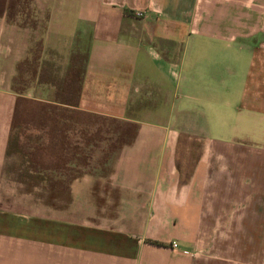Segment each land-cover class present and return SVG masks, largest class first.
Instances as JSON below:
<instances>
[{"label":"crops","instance_id":"0c3cea01","mask_svg":"<svg viewBox=\"0 0 264 264\" xmlns=\"http://www.w3.org/2000/svg\"><path fill=\"white\" fill-rule=\"evenodd\" d=\"M0 264H264V0H0Z\"/></svg>","mask_w":264,"mask_h":264},{"label":"rangeland","instance_id":"374dc122","mask_svg":"<svg viewBox=\"0 0 264 264\" xmlns=\"http://www.w3.org/2000/svg\"><path fill=\"white\" fill-rule=\"evenodd\" d=\"M21 11H24L25 13H22L21 14V16H22V19H26V20H28V14H29V10H28V8L27 7H25L24 5H22L21 6ZM20 11V12H21ZM33 52V51H32ZM32 54V53H31ZM30 105H27V104H25V105H22V107H26V109H29L30 107H29ZM112 126H114L113 124H112ZM129 131V132H128ZM128 133H130V129H126V132H125V135H127ZM111 135H113V137H115L116 135L115 134H112L111 133ZM120 137H124L122 134H120ZM98 168H99V165H98ZM5 196V199H7V197H11V195H4Z\"/></svg>","mask_w":264,"mask_h":264},{"label":"built area","instance_id":"2783aa9c","mask_svg":"<svg viewBox=\"0 0 264 264\" xmlns=\"http://www.w3.org/2000/svg\"><path fill=\"white\" fill-rule=\"evenodd\" d=\"M138 15H141V13H138ZM173 246H174V247H177V244H176V243H174V244H173Z\"/></svg>","mask_w":264,"mask_h":264}]
</instances>
